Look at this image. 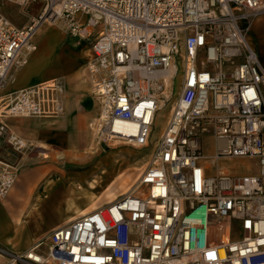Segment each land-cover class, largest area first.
Returning <instances> with one entry per match:
<instances>
[{
  "label": "built area",
  "instance_id": "2783aa9c",
  "mask_svg": "<svg viewBox=\"0 0 264 264\" xmlns=\"http://www.w3.org/2000/svg\"><path fill=\"white\" fill-rule=\"evenodd\" d=\"M0 1L41 5L23 27L0 9V199L21 169L3 151L22 158L34 148L1 118L65 113L63 79L4 95L13 71L36 52L44 23L94 38L88 73L101 99L100 144L147 149L157 115L175 100L137 193L53 231L47 254L38 243L17 261L264 264V67L247 39L264 0ZM205 135L216 140L214 160L256 158L259 173L209 176L201 163Z\"/></svg>",
  "mask_w": 264,
  "mask_h": 264
},
{
  "label": "crops",
  "instance_id": "0c3cea01",
  "mask_svg": "<svg viewBox=\"0 0 264 264\" xmlns=\"http://www.w3.org/2000/svg\"><path fill=\"white\" fill-rule=\"evenodd\" d=\"M248 34L251 46L264 65V14L254 20ZM93 41L94 38L84 40L67 33L65 43H69L74 49H62L52 59L45 58L44 54L30 57L26 66L13 71L18 78L17 85L4 92V95H7L58 78L67 80L68 97L65 102L67 112L63 116L1 118L13 132L33 143L34 148L22 158L13 154L10 149H5L2 153L8 162H20L21 169L9 195L5 199H0V264H33L26 260L17 261V257H23L38 243L42 245L36 248V251L43 255L47 254L52 232L85 215L82 212L87 206L80 205L82 201L86 203L85 198H80V201H76L78 205L66 210L67 199L70 197L74 199L76 195L72 193L73 187H70L72 191L68 190L65 197L67 190L65 180L77 178V182L82 183L80 177L84 172L78 167L74 170L65 167L57 160L45 161L41 153L46 151L53 159L61 152H73L84 158L89 156L87 144L93 138L89 132V124L98 121L101 114L100 103L93 95L88 82H84L80 75L86 62L67 73L71 68L68 67L70 63L67 61L64 63L63 60L69 55L71 58L80 54L84 48L80 57L82 62L90 49L86 48V45L80 46V43L92 46ZM35 42L39 47L36 39ZM74 183L70 185L74 186ZM98 207L100 205L97 203L96 209Z\"/></svg>",
  "mask_w": 264,
  "mask_h": 264
},
{
  "label": "rangeland",
  "instance_id": "374dc122",
  "mask_svg": "<svg viewBox=\"0 0 264 264\" xmlns=\"http://www.w3.org/2000/svg\"><path fill=\"white\" fill-rule=\"evenodd\" d=\"M0 9L8 18H10L16 24V26H24L33 17H36L39 14L41 5L31 4L29 5L28 8L23 9V8H19L18 6L10 2H0ZM65 36L66 34H64V32L60 28L45 26L44 29L40 32V34H38L36 37V41L40 44V46L38 47V51L34 53L31 56V58L34 55L44 54L45 58L52 59L53 56L58 55V51L62 49H67V50L72 49L73 47L69 43H65ZM81 45L82 47L85 46L84 43H80V46ZM90 47L92 48V46ZM83 50L84 48L81 50L80 54L78 55L76 54L71 58H70L71 55H69V57H65L63 62L65 63V61H67L68 63H70V66L68 67H71L70 69L67 70V73L77 69L80 65H82L85 62L87 63L90 60L91 51L88 53V56L86 58L82 59V62L80 61L81 59L80 57L82 56ZM85 65H83L82 68H84ZM58 79H63L65 83L67 81L65 80V78H58ZM17 83H18V78L16 79V83L14 84V86H16ZM67 97H68V92L66 95V99ZM169 109L170 106L165 108L157 115V119L153 127V134L151 141L152 143L150 147H148L147 149L138 150L128 146H119V147L117 146L116 148H111V147L109 148V145L100 144L98 146L95 143L96 146L98 148L100 147L101 149V153L99 155L95 154V156H93V154H90L87 151L89 155L87 156V158H84L83 156L78 154H74L77 155L78 157L77 156L71 157L72 161H77L81 163V165L76 166L80 170H82V172H84L83 174H81L80 177L81 179H83L82 177L89 175V173H93L92 176H101L102 171H106L107 176L105 178V181L103 182L104 185L96 191V193H98L99 196L101 195L98 201V205L101 206L103 204L105 205L108 203L107 197L105 195L106 194L105 189L107 188V185L113 180V177L116 173L117 176H121L134 171L135 170L134 164H136V162H140L139 165L143 167L142 172L144 171L147 162L149 161L150 156L154 151V142L162 134V132L166 127L165 125L168 122V115L170 113ZM100 111H101V105H100ZM66 112L67 111H65V114ZM202 146H203V155L205 156V158L201 161V163L207 169L209 176H216L220 171H223L231 175L232 177L251 176V175H257L259 173V163L256 158L227 157V158L214 160V155L217 152L216 140L211 135H205L203 137ZM71 154H73V152ZM76 167L73 166L71 167V169L73 170L77 169ZM117 169H119L118 172ZM77 181H78L77 178H67L65 180V185L67 184L65 197L68 194V190H70L73 187L72 185H70V183L72 184L73 182H77ZM121 183L122 182L118 179L114 185L118 199L121 196H123L121 191L122 187L120 186ZM82 184L85 185L83 182ZM76 196L78 195H75V197ZM80 205L81 207L87 206V204L83 201L81 202Z\"/></svg>",
  "mask_w": 264,
  "mask_h": 264
},
{
  "label": "bare ground",
  "instance_id": "6f19581e",
  "mask_svg": "<svg viewBox=\"0 0 264 264\" xmlns=\"http://www.w3.org/2000/svg\"><path fill=\"white\" fill-rule=\"evenodd\" d=\"M11 2H14L15 3V1L13 0H11ZM257 19V18H256ZM255 19V20H256ZM84 21V18H82L81 16H79V22L80 23H82ZM58 27V28H60L63 32H64V34H66L67 35V32H66V30L62 27V25L59 23V22H52V23H44L40 28H39V30H38V33H37V35L38 34H40V32L44 29V27ZM93 31V28H89L88 29V32H92ZM247 39H248V41H249V34H248V36H247ZM250 43V42H249ZM84 45H86L87 47H89V49H90V51H91V58H90V60L86 63V65H85V67L83 68V70L81 71V73H80V75L83 77L82 79H83V81L84 82H88V84L90 85V87H91V90H92V93H93V95L95 96V98H96V100L100 103V105H101V99H100V97L98 96V94H97V92L95 91V89H94V87H93V85H92V81H91V78H90V76H89V74H88V64L93 60V58H94V53H93V48H91L90 47V45H87V44H85L84 43ZM253 48V47H252ZM254 49V48H253ZM37 51H38V49H37ZM36 51V52H37ZM35 52V53H36ZM260 59V58H259ZM261 61V60H260ZM261 63H262V61H261ZM262 65H263V63H262ZM263 67H264V65H263ZM16 79H17V76H15L10 82H9V85H8V89H7V91H10V89H11V87L12 86H14V84L16 83ZM57 80V79H56ZM89 87V88H90ZM66 95H67V92L65 93V102H66ZM174 103H175V100H172L165 108H167V107H169L170 106V109H169V111H170V113H169V115H168V120H169V118H170V115H171V112H172V108H173V105H174ZM164 110V109H163ZM162 110V111H163ZM65 111H66V108H65ZM65 114V113H64ZM99 120H100V116H99V119H98V121H96V122H91L90 124H89V132H91L92 133V135H93V140L95 141H93L92 139H90V141L88 142V144H87V146H88V149H87V151H88V153H90V154H93V156H95V154H97V155H99L100 154V151H99V148L96 146V144L99 146V144H100V142H99V140H98V137H97V132H96V129H95V125L97 124V123H99ZM166 125H167V123H166ZM165 125V126H166ZM163 133V132H162ZM162 135V134H161ZM161 135L155 140V142H154V149H155V147L157 146V144H158V140L160 139V137H161ZM91 138V137H90ZM96 143V144H95ZM119 147V146H128V147H133V148H135V149H138V150H142V148H140V147H137L136 145H134V146H132V145H129L127 142H125V141H119V140H117V141H114V142H112V143H109V148L111 147V148H116V147ZM44 149V148H43ZM153 153H154V151L152 152V154H151V156H150V159H149V161L147 162V165H146V168H147V166H148V163L150 162V160L152 159V157H153ZM41 156L43 157V160H45V161H48V160H50V161H59V163L61 164V165H64L65 167H69V166H71V167H73V166H79V165H81L79 162H77V161H72V159H71V157L72 156H77V155H74V154H71V153H68V152H61V153H58L55 157H54V159H53V156L51 155V154H49L48 152H46V151H43L42 153H41ZM78 157V156H77ZM74 158V157H73ZM139 163L140 162H136V164H134V166H135V170L134 171H132V172H129V173H127L126 175H121V176H117V173L114 175V177H113V180L107 185V188L105 189V195H106V197H107V200H108V204L109 203H112V202H114L115 200H117L118 198H117V195H116V192H115V187H114V185H115V182L119 179L122 183H121V187H122V189H121V191H122V194H123V196L124 195H130V194H133V193H137V191H138V189H137V184H138V181H139V178H140V176H141V173H142V170H143V167H141L140 165H139ZM52 164V163H51ZM54 164V163H53ZM145 168V169H146ZM119 171V169H117V172ZM92 174L93 173H89V175H86V176H84V177H82L83 179H81V181H83V183L85 184V185H83L82 183H80V182H75L74 183V186H73V192L72 193H75L76 195H78V196H76L74 199L72 198V197H70V198H68L67 199V202H66V210H68V209H70V208H72V207H74V206H76V205H78L77 204V202L76 201H80V198L82 199V198H85L86 200V204H87V209L86 210H84L83 212H82V214H85V215H87V214H89V213H91L92 211H94L95 209H96V207H97V203H98V201H99V199H100V197H101V195L99 196V194L98 193H96V191L100 188V187H102L104 184H103V182L105 181V178H106V176H107V173H106V171H102V175L101 176H92ZM96 175V174H95ZM105 175V176H104ZM104 176V177H103ZM72 190H70V191H72ZM71 193V192H70ZM116 197V198H115ZM91 211V212H90ZM89 212V213H88ZM87 213V214H86ZM85 215H83V216H85ZM80 217H82V216H80ZM80 217H78V218H80ZM74 218V217H73ZM72 218V219H73ZM78 218H76V219H78ZM76 219H74L73 221H75Z\"/></svg>",
  "mask_w": 264,
  "mask_h": 264
}]
</instances>
